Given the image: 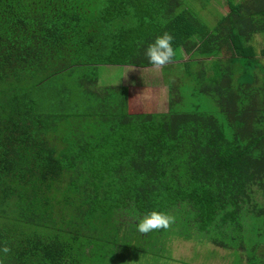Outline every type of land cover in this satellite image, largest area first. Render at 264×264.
Listing matches in <instances>:
<instances>
[{
	"label": "trees",
	"instance_id": "16d2710c",
	"mask_svg": "<svg viewBox=\"0 0 264 264\" xmlns=\"http://www.w3.org/2000/svg\"><path fill=\"white\" fill-rule=\"evenodd\" d=\"M211 1L0 0L2 264H139L264 221V0H226L212 27ZM164 33L166 111L99 85L100 65L153 66ZM151 211L173 222L140 233Z\"/></svg>",
	"mask_w": 264,
	"mask_h": 264
},
{
	"label": "rangeland",
	"instance_id": "374dc122",
	"mask_svg": "<svg viewBox=\"0 0 264 264\" xmlns=\"http://www.w3.org/2000/svg\"><path fill=\"white\" fill-rule=\"evenodd\" d=\"M198 4L201 6L200 3ZM228 11L226 0H212L206 9L196 10L211 27L216 24L222 14ZM253 44L257 45L256 47L261 51L259 52L260 58L264 62V36L257 34ZM187 58L188 55H185L184 59ZM98 78L101 86L130 85L136 97V103L146 112L168 109L169 85L162 66L100 65ZM257 199L263 202L260 194ZM235 231L238 232L233 238L234 241H231L228 235L225 236L229 243L234 244V247L229 249L216 246L204 237L200 238V241L197 238L191 241L170 236L167 246L164 245L160 253L143 255L145 259H142L139 264H158L160 260L162 264H246L249 262L248 257L253 258V256L255 264H264V221L262 219L255 221L252 218L243 231L240 229H235ZM196 233L200 234L199 231ZM153 242L154 240H149L147 245L151 247ZM243 242L245 249L240 248V243L243 244ZM170 243L172 246H169ZM256 252L263 255H256Z\"/></svg>",
	"mask_w": 264,
	"mask_h": 264
},
{
	"label": "clouds",
	"instance_id": "9594fccd",
	"mask_svg": "<svg viewBox=\"0 0 264 264\" xmlns=\"http://www.w3.org/2000/svg\"><path fill=\"white\" fill-rule=\"evenodd\" d=\"M172 40L173 37L170 34L164 33L162 36H158L154 43L149 45L146 50V55L153 66H162L177 54L178 50L174 51L172 47ZM172 222L173 217L163 212L151 211L146 214L140 222H138L137 230L140 233L146 234L157 229H167ZM0 251L8 253L10 249L4 247L3 249H0ZM0 264H2V262H0Z\"/></svg>",
	"mask_w": 264,
	"mask_h": 264
}]
</instances>
